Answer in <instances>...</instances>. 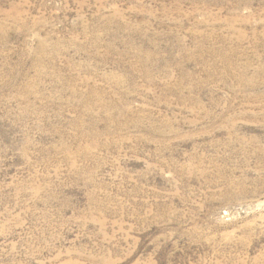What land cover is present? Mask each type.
<instances>
[{
  "label": "rangeland",
  "instance_id": "obj_1",
  "mask_svg": "<svg viewBox=\"0 0 264 264\" xmlns=\"http://www.w3.org/2000/svg\"><path fill=\"white\" fill-rule=\"evenodd\" d=\"M0 264H264V0H0Z\"/></svg>",
  "mask_w": 264,
  "mask_h": 264
}]
</instances>
